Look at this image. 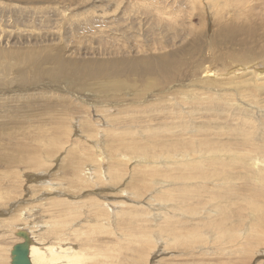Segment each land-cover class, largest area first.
Listing matches in <instances>:
<instances>
[{"label": "rangeland", "instance_id": "obj_1", "mask_svg": "<svg viewBox=\"0 0 264 264\" xmlns=\"http://www.w3.org/2000/svg\"><path fill=\"white\" fill-rule=\"evenodd\" d=\"M0 32V235L264 264V0H0Z\"/></svg>", "mask_w": 264, "mask_h": 264}, {"label": "bare ground", "instance_id": "obj_2", "mask_svg": "<svg viewBox=\"0 0 264 264\" xmlns=\"http://www.w3.org/2000/svg\"><path fill=\"white\" fill-rule=\"evenodd\" d=\"M217 4V3H216ZM221 8V7H220ZM1 33V32H0ZM249 140V139H248ZM102 205V204H101ZM100 205V206H101ZM62 210V209H61ZM69 210V209H68ZM30 213V212H29ZM32 214V213H31ZM18 215V214H17ZM15 217V216H13ZM20 217V216H19ZM11 219V218H10ZM17 219V218H15ZM29 220V219H28ZM9 221V220H8ZM6 221V222H8ZM18 221H19V218H18ZM52 221V220H51ZM29 222V221H27ZM54 222V221H52ZM4 223V222H3ZM1 223V224H3ZM14 223V221L12 222ZM26 223V222H25ZM31 223L33 224V222H30L29 223V226L28 228L25 227L24 225L20 224L19 226H16L18 228V230H27L32 238V241H31V245H30V260L32 262V264H92V261H93V258H96L95 255L96 254H91V260L88 262L86 261L87 258L89 259V255H86L85 253L81 252L80 250H78V246L77 244L80 243V242H76L77 244H73L71 242H67L65 238H62L63 234H59L57 235L56 237H54L55 241H45L43 240L44 239V236H43V239H38L36 236H35V233L34 231L31 229L32 225ZM59 223V222H58ZM50 224V222H49ZM7 225V224H6ZM51 225V224H50ZM59 225V224H58ZM62 225V224H61ZM49 226V225H48ZM95 226V225H94ZM1 227V226H0ZM33 227H36V226H33ZM72 227V226H71ZM93 226H91L92 228ZM48 228V227H46ZM4 229H7V228H4ZM9 229H10V226H9ZM79 229V228H78ZM77 229V230H78ZM1 230V229H0ZM3 230V229H2ZM38 230V229H37ZM47 230V229H46ZM51 230V229H50ZM70 230V229H69ZM80 230V229H79ZM10 231V230H9ZM45 231V230H44ZM43 231V232H44ZM52 231V230H51ZM60 231V230H59ZM139 231V230H138ZM61 232V231H60ZM76 232V230H75ZM78 232V231H77ZM4 233V232H3ZM51 233V232H50ZM69 233V232H68ZM67 233V234H68ZM12 234L15 236V240L13 242H11L10 244L8 243V246L6 248H4L2 246H0V264H4L5 260H6V255L8 253H12V250H13V247L17 244V243H22L24 242V238L23 237H19L17 234H16V231H15V227L12 229L11 232L7 233L5 232V234H1L0 235V243H3L2 242V237L7 239L8 237L9 238H12ZM40 234V233H39ZM42 234V233H41ZM52 234V233H51ZM66 234V233H65ZM64 234V235H65ZM71 234V233H70ZM82 234V233H81ZM80 234V235H81ZM127 234V233H126ZM72 235V234H71ZM124 235V233H123ZM122 235V236H123ZM52 236V235H51ZM73 236V235H72ZM71 236V237H72ZM77 236V235H76ZM128 236V235H127ZM7 237V238H6ZM126 237V235H125ZM70 238V237H69ZM77 238V237H76ZM81 238V237H80ZM4 239V240H5ZM126 239V238H125ZM68 240V239H67ZM71 240V239H69ZM73 240H74V237H73ZM7 241H12V240H7ZM87 241V240H86ZM91 241V240H90ZM89 241V242H90ZM140 241V240H139ZM138 241V242H139ZM250 242V241H249ZM4 244V243H3ZM91 244V243H90ZM89 244V246H90ZM79 245V244H78ZM157 245V244H156ZM159 245V244H158ZM84 247V246H83ZM80 248V247H79ZM155 248V246H154ZM163 248V247H162ZM97 251V250H96ZM89 252V251H88ZM100 252V251H98ZM102 252V251H101ZM139 254L141 253H144V252H138ZM106 254V253H105ZM99 255V254H98ZM103 254L99 255L102 257ZM88 256V257H87ZM97 256V255H96ZM12 257V255H11ZM149 257V256H148ZM103 259V258H102ZM107 259V258H106ZM114 259V258H113ZM119 259V258H118ZM123 259V258H122ZM105 260V259H103ZM109 260V259H108ZM112 260V259H111ZM120 260V259H119ZM115 261V259H114ZM113 261V262H114ZM11 262H12V258H11ZM110 262V261H109ZM108 262V263H109ZM148 262V260H147ZM94 263V261H93ZM103 263V262H101ZM106 262V264H108ZM111 263V262H110ZM119 263V262H118ZM117 263V264H118ZM11 264V263H10ZM98 264V263H96ZM112 264V263H111ZM116 264V263H115ZM149 264V263H148Z\"/></svg>", "mask_w": 264, "mask_h": 264}, {"label": "water", "instance_id": "obj_3", "mask_svg": "<svg viewBox=\"0 0 264 264\" xmlns=\"http://www.w3.org/2000/svg\"><path fill=\"white\" fill-rule=\"evenodd\" d=\"M18 236L24 238V242L17 243L12 250L11 264H32L30 260V245L32 238L27 230H19L16 233Z\"/></svg>", "mask_w": 264, "mask_h": 264}]
</instances>
